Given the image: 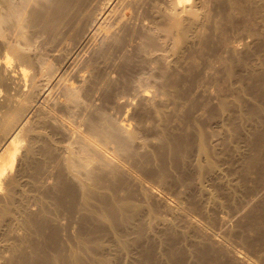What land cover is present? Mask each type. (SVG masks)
<instances>
[{"label": "bare ground", "instance_id": "obj_1", "mask_svg": "<svg viewBox=\"0 0 264 264\" xmlns=\"http://www.w3.org/2000/svg\"><path fill=\"white\" fill-rule=\"evenodd\" d=\"M259 127L264 0H0V264H254Z\"/></svg>", "mask_w": 264, "mask_h": 264}, {"label": "rangeland", "instance_id": "obj_2", "mask_svg": "<svg viewBox=\"0 0 264 264\" xmlns=\"http://www.w3.org/2000/svg\"><path fill=\"white\" fill-rule=\"evenodd\" d=\"M236 37H239L236 36ZM236 41L240 42V40L236 39ZM245 43V41H242L241 44ZM239 45V44H238ZM242 49H244V46L242 47ZM251 80H248L246 85L251 87ZM223 86L225 87V85L223 84ZM221 84H218V87L219 88H222L223 87ZM223 87V88H224ZM227 87V86H226ZM240 87V86H238ZM225 92L228 90V88H225L224 89ZM242 113H243V116L241 117V123H243V130L245 129L247 132L246 133H250V129L252 130L253 126L251 122H249L246 118V115H245V112H246V106L247 105H253V102L254 100L252 99L251 96H249L248 94H242ZM209 123V121H207ZM207 123V124H208ZM211 124L209 123V126ZM245 125V126H244ZM246 127V128H245ZM251 127V128H250ZM211 128V126H210ZM209 128V129H210ZM225 129L227 132H230V126L228 124L227 121H225ZM248 129V130H247ZM243 131L242 132V137L240 139H238L235 143V150L236 149H239L242 151V155L239 156V157H236L234 156L233 159H232V163L229 161V158L228 157H224L225 161L222 160V161H219L218 162V166L222 167L225 171H224V174H225V178H228V179H232V183H235L236 185L238 184V175L239 173H235L233 172V170L235 171V169L233 167H237L238 166V169L241 167V164L243 162V156H245L247 153L249 154L250 152L252 153V147H251V144H246V139L243 138L244 135L247 136V134ZM248 133V134H249ZM253 134V135H252ZM250 136V139H254V138H259V137H264V128H257L253 131ZM228 158V159H226ZM257 180H258V176L257 175H254L251 180L249 182H247L246 185H241V189L239 190V193L236 197V200L235 202L233 203V206L231 208V210L228 212V213H231V211H233L234 209H237V208H241L243 205H246L245 209L242 211V214H244L243 216H247L248 215V212L251 211V209L255 210V212L257 211L258 209V205L260 204V202L262 201V199H264V197H259V198H255V199H251V192H252V188L256 185L257 183ZM215 185H218V184H213V183H210L208 182V186H210V189L212 190V192L214 191L213 187ZM236 188V186H235ZM237 189V188H236ZM262 198V199H261ZM251 199V200H250ZM220 200H222L220 198ZM250 200V203H248ZM247 208L249 209V211L247 212ZM239 221V219L237 220ZM235 221L234 224L237 222ZM243 224V221L241 222V225ZM251 225H255V224H252ZM258 229L262 230L264 229V227H258ZM235 231V229H234ZM236 232V231H235ZM261 238H264V236H260L258 234H256V232H254L252 234V238H250L249 241H247L246 243L245 242H242L241 240H239V236L238 235H234L231 237V242L232 244L234 245L235 249H237L238 251H240L242 254L246 255V258L250 261H252V263L254 264H264V246L262 248H259V247H254L252 245H250V242L251 240H258V239H261ZM183 248L184 247H189L190 244L188 242L182 244ZM165 246L162 245V249H164ZM130 254H134V250H131V253ZM131 257L130 255L128 256V259L126 258V261L124 260L123 263L121 264H132L131 262ZM94 263L93 264H104L103 261H101L100 259L98 260H95L93 261ZM109 264H114L113 261H111Z\"/></svg>", "mask_w": 264, "mask_h": 264}]
</instances>
